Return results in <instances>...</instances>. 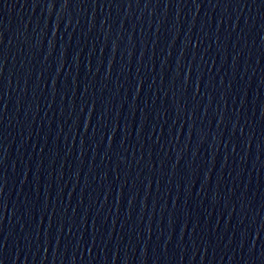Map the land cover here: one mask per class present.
Returning a JSON list of instances; mask_svg holds the SVG:
<instances>
[{
    "label": "water",
    "instance_id": "water-1",
    "mask_svg": "<svg viewBox=\"0 0 264 264\" xmlns=\"http://www.w3.org/2000/svg\"><path fill=\"white\" fill-rule=\"evenodd\" d=\"M0 264H264V0H0Z\"/></svg>",
    "mask_w": 264,
    "mask_h": 264
}]
</instances>
